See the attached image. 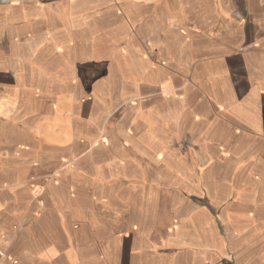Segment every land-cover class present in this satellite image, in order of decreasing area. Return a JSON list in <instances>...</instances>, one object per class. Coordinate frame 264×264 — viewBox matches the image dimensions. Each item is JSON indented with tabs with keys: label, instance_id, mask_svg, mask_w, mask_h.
I'll list each match as a JSON object with an SVG mask.
<instances>
[{
	"label": "crops",
	"instance_id": "1",
	"mask_svg": "<svg viewBox=\"0 0 264 264\" xmlns=\"http://www.w3.org/2000/svg\"><path fill=\"white\" fill-rule=\"evenodd\" d=\"M112 1L106 40L134 51L132 101L150 105L133 141L106 123L125 90L76 92L95 0L0 3V74L45 80V56H60L69 85L34 136L52 154L0 155V264H264V0ZM126 66H109L110 83L126 85ZM87 144L107 153L84 179L67 164Z\"/></svg>",
	"mask_w": 264,
	"mask_h": 264
},
{
	"label": "rangeland",
	"instance_id": "2",
	"mask_svg": "<svg viewBox=\"0 0 264 264\" xmlns=\"http://www.w3.org/2000/svg\"><path fill=\"white\" fill-rule=\"evenodd\" d=\"M102 2L103 0H95L94 3V13L96 17L94 36H88L87 39L85 36L81 37V39L85 38V41L79 44V47L81 48L79 53L83 56V62H81L82 67L78 72L80 78L76 85V92L79 98L86 99L87 93L93 89L101 93L104 91L111 94L113 90H118V92L120 90H125L126 99H119L110 102V106L117 105L106 117V123L111 127H116L118 124L126 125L128 129H131L130 140L133 141L135 128L136 126L140 127L137 113H140L141 111L145 112L148 108L147 106L150 105L142 106L140 105V102L139 104H135L132 101L134 98L135 79L133 66L135 56L134 51H123L118 41L113 42L110 40L111 42H107L106 40L107 37L104 31L107 20L103 19L102 14L106 13L107 10L111 12V31H117L119 25L118 21L113 18V15H115V13L117 14L120 4L112 1L109 7H107L108 5H104ZM131 28L133 31V23ZM111 38H117V36L112 35ZM0 44L4 45L3 51L5 52L7 43L3 40L0 41ZM87 54L92 57L89 62L86 60L88 58ZM61 61L60 56H45L44 68L41 67V69L43 68L45 72H48V75H54L52 77H46L45 80L43 77L38 79V75L34 77L22 75L24 71H26L22 69V67H20L21 71L15 74H7L6 72H3V75L0 74V108L8 110H0V155L11 156L14 158L13 161L17 162L23 160L24 157L32 156L38 152H42V154L47 156L52 154L53 150H51L49 146H38L35 141L36 139L34 140V136L37 134L36 128L39 123L50 119L51 106L55 98L58 94H63V92H66L69 88V85L65 82L66 78H62V69L59 67ZM125 65H128L125 68L127 70H125V74H127L126 85L124 86L123 83L118 84L117 82L116 85L113 82L110 83L108 78V68L112 66H120L124 71ZM38 70L39 69L32 70L30 75L34 72L38 74ZM29 135L31 137H29ZM37 137L38 136L36 135L35 138ZM118 140L119 137L115 135V141L118 142ZM14 143H24L28 144L30 147L23 149L15 147ZM86 146H88V144L85 145L84 148H80L79 155L75 157V162L70 165L67 164V167H75L78 173L83 174L84 179L89 177V171L91 169L90 162L94 158L99 159L107 153V150L103 148V146ZM182 150L184 149L182 148ZM141 152V148L132 142L131 145L127 147L126 151L123 152V155L130 158ZM84 179L79 178L77 181L79 187L83 186L81 183ZM103 181L107 186L110 185L111 188L119 187L121 182L117 177L100 180V182ZM9 182H11V184H17L20 180L16 181L11 179ZM62 182L66 183L68 181L63 179ZM163 182L160 181V183ZM14 187L17 188V185H14ZM14 226L18 227L19 225L16 224ZM111 226V247L112 250L117 252L120 246L117 233L118 216L113 212L111 213Z\"/></svg>",
	"mask_w": 264,
	"mask_h": 264
},
{
	"label": "built area",
	"instance_id": "3",
	"mask_svg": "<svg viewBox=\"0 0 264 264\" xmlns=\"http://www.w3.org/2000/svg\"><path fill=\"white\" fill-rule=\"evenodd\" d=\"M10 2V0H0V3L1 4H7V3H9ZM0 256H1V253H0Z\"/></svg>",
	"mask_w": 264,
	"mask_h": 264
},
{
	"label": "bare ground",
	"instance_id": "4",
	"mask_svg": "<svg viewBox=\"0 0 264 264\" xmlns=\"http://www.w3.org/2000/svg\"><path fill=\"white\" fill-rule=\"evenodd\" d=\"M199 126V125H198ZM188 135V134H187Z\"/></svg>",
	"mask_w": 264,
	"mask_h": 264
}]
</instances>
